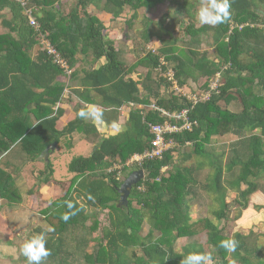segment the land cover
Returning <instances> with one entry per match:
<instances>
[{
	"label": "trees",
	"instance_id": "obj_1",
	"mask_svg": "<svg viewBox=\"0 0 264 264\" xmlns=\"http://www.w3.org/2000/svg\"><path fill=\"white\" fill-rule=\"evenodd\" d=\"M24 1L39 24L38 30L29 24L25 7L17 0H0V157L18 145L28 160L34 161L49 143H57L67 133L97 132L78 115L63 129H56L55 123L62 111L54 106L62 98L64 83L59 82L58 77L63 76V70L45 51L33 57L32 50L39 45L40 32L47 35L69 66L74 65L78 53L91 55L92 59H106L97 69H85L80 79L83 89L76 91L81 99L92 101L87 95L93 88L102 97L101 103L113 110L125 104L135 105L129 112L125 130L100 137L90 155H80L69 162L68 169L76 174L74 178L54 180L49 164L47 170L39 172L37 182L29 189L33 196L38 195L41 185L54 182L61 187V194L44 201L46 205L40 210L51 227L50 230L36 229L37 233L45 235L46 247L51 252L42 264H181L190 253L210 254V264H264V250L247 242L251 233H232L226 229L227 222L219 226L208 216L191 220L188 196L191 194L189 185L197 184L192 174L194 167L173 159L180 147L186 148L190 155L208 159L214 172L201 186L218 202L219 207L212 210L218 222L229 220L230 202L225 199L227 187L223 186L221 160L211 159L204 148L212 136L233 133L239 137L234 146L237 155L226 167L228 171L237 169L234 179L228 181L237 191L233 201L237 214L233 219L240 217L241 210L248 206V196L260 188L259 178L264 175V0H230V18L214 26L186 24L184 32L189 40L185 49L178 50L174 46L175 39H164L158 32L145 28L140 34L143 42L148 43L155 37L161 47L158 54L147 52L129 66L120 59L114 41L104 33L107 27L95 13L88 11L89 6L106 11L113 18L121 15L125 7L132 10L125 20L127 31L124 33L125 38L130 39L129 30L135 26L136 11L154 9L166 0ZM170 3L187 9L184 6L188 0H170ZM64 6L67 7L64 9ZM243 23L253 26L239 28ZM203 35H209L212 40V56L199 52ZM160 58L168 64H161ZM139 65L146 67L144 77L129 76ZM168 65L180 86L186 85L188 79L195 82L204 77L202 89H207L209 80L220 72L218 91L191 107L189 118L197 125L190 131L170 135L177 143L175 147L166 151L161 159L142 164L146 173L145 189H137L139 181L133 185L127 205H118V188L123 179L117 180L108 168L148 148L151 139L148 123L165 119L150 107L151 103L167 111L190 107L184 96L160 93L162 86H170L163 76ZM155 71L156 77L153 76ZM231 103L240 109H230ZM187 158L189 155L184 157ZM204 164L205 160H201L196 167ZM168 166H172V170L164 173L162 168ZM0 200L7 204L22 200L13 175L1 165ZM103 212L107 225L99 221V214ZM144 223L147 225L145 234ZM79 228L84 230L83 234L75 237L78 240L74 249L68 248L66 237L73 239L71 232ZM97 229L101 231L100 238L92 251H88L92 240L86 232ZM32 235L30 233L26 239ZM203 235L205 239L199 240ZM194 237L198 241L175 249L177 239ZM233 244L234 251L230 250ZM21 257L27 264L22 254Z\"/></svg>",
	"mask_w": 264,
	"mask_h": 264
},
{
	"label": "rangeland",
	"instance_id": "obj_2",
	"mask_svg": "<svg viewBox=\"0 0 264 264\" xmlns=\"http://www.w3.org/2000/svg\"><path fill=\"white\" fill-rule=\"evenodd\" d=\"M178 2H181V0H178ZM200 5L201 0H188V4H185L184 6L185 8L187 6V9H184L183 7H176V4L171 5L170 0H166L164 3L157 5L154 9L151 10L144 8L138 9L136 11L135 26L132 30H129V37H131V40L127 42L129 44H126V38L124 40L123 36H125L124 33L125 31H127L125 20L133 13V11L129 10L128 7H125V10L121 13V15L118 16L117 19L112 18V21H109V23H107L109 24L108 27L112 32L116 31V34L114 33L115 36L113 34L111 35L115 37L113 38L114 41L116 40L114 42V45L118 49L120 59L126 62V64L129 66L134 64L147 52H150L151 45H158V47H161L160 41L155 37H153L148 43L143 42V38L140 34L144 32L145 28L147 29V31L158 32L164 39H175L176 41L174 43V46L177 47L178 50L180 48L185 49L188 46L187 43L189 40V37L184 32L185 25L192 22L196 27L201 25L197 19V13ZM66 7L67 6H64V9ZM174 7H176V11H174ZM186 10H188V13H190L191 15H188V13L185 12ZM148 20H150V22H147ZM259 25L262 26V24ZM117 36L119 37V41L116 38ZM116 42L120 43L117 44ZM199 52L201 55H203L204 53H208L210 56L213 55V43L209 35L202 36L201 45L199 46ZM165 63L168 64L167 62ZM169 70H172L173 72L172 67L168 65L166 70L163 72V76L167 77V79L169 78L167 76V72ZM134 73V77L136 79H142L146 73V67L139 65L134 69ZM156 75L157 73L155 71L153 76L156 77ZM204 80V77L198 78V80L195 82L191 79H188L186 85H178V87L181 88V90L185 93H199L204 90L202 89ZM169 83V87L162 86L160 88L161 94L167 92L177 94L176 91L172 89L170 80ZM178 95H181V92H178ZM218 142L220 141L216 140V144L220 146L221 143ZM217 145H215V141L211 140L210 143L205 144L204 148L210 155L211 159L219 158V160H221L223 169V186L225 185L227 187V190L225 191V199L227 202H230V210L228 211L229 220H221L220 222L215 220L212 214V210L219 207L218 202L213 200L212 197L208 196L201 186L207 183L208 179L214 172V168L211 166V164L207 163L208 159H204L202 156H196L195 154L190 155L188 154V150H186V148L180 147L178 148V153H180V156L178 157L179 159H183L185 156L189 155V158L183 159L186 160L182 162L183 165L185 164L194 167L198 164L199 161L205 160V164L200 167L203 169L201 173L197 176H194L196 177L195 179L197 181V184L189 185V188L191 189V194L190 196H188L189 216L192 221L200 217L208 216L209 218L213 219V221L219 226H222L224 222H227L226 229H228V231L231 230L232 233L235 231H240L245 234L251 233L249 234L247 242H249L252 247L257 245L261 250H264V209H262L264 207V175L259 178L260 188L257 190V192L251 193L248 196L247 208L241 210V214L238 219H233L237 214V209L236 207H234L235 203L233 202L234 198L237 196V191L229 186L228 181L234 179V176L237 174V169L233 168L232 170L228 171L226 170V167L229 163V160H232L237 155V153L235 151H230L227 146L222 149ZM89 148V142L86 139L82 138L79 141H73L71 145L70 138L68 136H65L61 138L59 143L54 146L52 152L48 155L47 158H44L43 160H34L30 163L26 154L24 152H21L18 145H15L9 153L0 157V165L7 168L9 172L14 176L19 174V176L22 177L26 187L32 188L38 180L39 172L47 170L46 167L49 164L53 169L52 178L54 180L61 181L74 178L76 174L68 169V164L74 157L85 155L88 152ZM237 149L238 151H240L241 147L238 146ZM191 151L192 150L190 149L189 152L191 153ZM22 167L23 169L21 170ZM133 169L134 168H130L128 169V171H123V176ZM31 170H35L37 172L34 178L30 176ZM169 170H172V166L162 168V171H164V173H167ZM51 184L52 185L49 184L50 187H53V185L59 187L60 195L61 187L54 182H52ZM21 187L24 188L23 185H21ZM24 196L26 199L27 196ZM54 198H52V200ZM32 199L30 200L31 203L34 204L32 209L29 206L23 207V204L21 202L11 204L6 207L7 212H9L11 209L12 211H14L11 213V215H16V217L14 218L15 223H13L17 227V234L12 235L9 233L7 236V238L10 240L9 242L0 241V264H26L23 262L20 252L22 243L26 240L30 233L36 234V229L40 227L46 228L47 230L51 229V227L44 221V216L40 212V210L46 205V203H44V200L32 201ZM10 221L11 219L8 220V227L12 226V223H10ZM99 221L101 222V225H107L108 222L104 212L99 214ZM87 223H90V220H88ZM143 229V234H145L147 231V225L145 223ZM83 231L84 230L80 228L76 229L75 231L71 232L72 237H74L73 239H71L70 236L66 237L68 248H75L74 246L76 245V241L78 240L76 238L77 236L83 234ZM100 233V229H97L94 232L90 233L86 232L87 236L92 240V242H89L87 248L88 251H92L95 245L94 243L100 238ZM203 239H205L204 235L199 237V240L203 241ZM191 241L196 242L198 241V239H196V237L179 238L175 242V249H179L181 246ZM206 264H210V261H207Z\"/></svg>",
	"mask_w": 264,
	"mask_h": 264
},
{
	"label": "crops",
	"instance_id": "obj_3",
	"mask_svg": "<svg viewBox=\"0 0 264 264\" xmlns=\"http://www.w3.org/2000/svg\"><path fill=\"white\" fill-rule=\"evenodd\" d=\"M88 11L95 13L103 21V23L106 27L109 26V24H107V23H109V21H112L113 16L110 13H108L106 11H99L94 5H90L88 8ZM1 31H2V27L0 26V32ZM104 33L111 40H113V38H115L114 36L116 34V31L112 32L111 29L108 27L104 31ZM111 34H113L114 36H112ZM116 38H117V40L119 39L118 36ZM120 39H121V37H120ZM123 39L125 40V36H123ZM130 40L131 39H128V40L126 39L125 40L126 44H129L127 42ZM118 43H120V42H118ZM155 46H158V45H155ZM40 48H41L40 45L33 48V50H32L33 57H36V55L39 53V51H42ZM115 48L117 49L116 46H115ZM92 58L93 57H91V55L86 56L85 54L78 53L77 54V60L74 63V65L69 66V72L68 73L63 72V76L58 77V81L61 83H64V90H63L61 101L58 102L56 104V106H54V109L56 107H59V109H61V111H62L59 118L57 119V121L55 123V127L57 130L63 129L67 125L68 122L75 119V117L77 116V113L81 109H87L89 105H95L102 112V117L99 121L94 120L91 117L88 119H82L85 122L89 123L90 125H93L96 128L97 132H94V133L89 134V135H84V133H81L78 131H73L71 133H67L66 135L61 136L59 139V141H60L61 138L68 136L70 138L71 145H72L73 141L76 142V141L81 140L82 138L86 139L89 142L90 148H89L88 152L83 156L90 155L91 151L96 149L95 144L100 137H107L109 135H114V134H117V133L125 130L127 127L126 126V120L128 118L129 112H130L131 108L135 106L132 104H125V105L121 106L120 108L113 110V108L106 107L101 103L102 97L99 94H97L93 90V88L90 89V93H89V95H87V97H89V100L92 99V101H88V100H85L83 98L81 99L77 95L76 91L83 89V86H84V85H81L80 79L84 76L85 69H88V70L97 69L99 66L103 65L106 62V59L104 57H100L99 59H92ZM129 76L135 78L134 77L135 76L134 71ZM228 107L234 111H238L240 109V107L234 103L229 104ZM229 136H231V137H229ZM238 139H239V137L233 133H230V134L226 133L222 136L214 135L211 137V140L215 141V145H217L216 140H218V141H220L218 143L223 144V145L220 144V146L217 145L218 147H221L223 149L224 147L227 146V148H229L230 151H232V152H234V146L236 145V142L238 141ZM211 140H210V142H211ZM59 141L57 143H59ZM53 142H55V141H53ZM210 142H208V143H210ZM187 145H191V144L187 143ZM174 154H176V155H174ZM174 154H173L174 161H177V162L180 161L181 158L180 159L178 158L180 156L179 155L180 153H178V151H177V152H174ZM43 159H41V160H43ZM183 159H182V161H186ZM36 160H40V159H38V157H37ZM29 162L31 163L32 161L29 160ZM196 166L197 165H195L193 168V170H194L192 172L193 176L199 175L201 173V171L203 170L202 168H197ZM22 169H23V167L21 168V170ZM130 171H129V173H130ZM36 174H37V172L35 170L30 171V176L32 178H34L36 176ZM13 177H14L15 182L19 188V191L21 189V191H20V193L22 195L21 203L23 204V207L29 206L32 209V207L34 205L30 201L32 198H35V199H32V201L33 200L50 201V200H52V198L58 196L60 193V189L58 186L53 185V187H50V185H52V184H50V185H41V187L39 188L38 195L31 196L28 192L29 189H31V188L26 187L22 177L19 176V174L16 176L13 175ZM21 185H23L24 188H22ZM255 192H257V191H255ZM24 195L27 196L26 199H25ZM9 205H11V204H7L4 200H0V241H6V242L10 241L7 238L9 233L12 235L17 234L16 233L17 227L14 224L15 223L14 218L16 217V215H13V216L11 215V213L14 212L11 209L9 212H7L6 207ZM7 219L8 220L11 219V221H12V222L10 221V223H12L11 227H8V220Z\"/></svg>",
	"mask_w": 264,
	"mask_h": 264
},
{
	"label": "built area",
	"instance_id": "obj_4",
	"mask_svg": "<svg viewBox=\"0 0 264 264\" xmlns=\"http://www.w3.org/2000/svg\"><path fill=\"white\" fill-rule=\"evenodd\" d=\"M22 7L26 6V2L24 0H17ZM24 13L28 17L29 24L38 30L39 24L34 16L31 14V9H24ZM244 25L253 26V24L243 23L239 25L241 28ZM39 45L42 51L52 59V62L60 67L63 72H69V65L66 59L60 54V52L51 44L47 35L45 33H39ZM158 46L151 45L150 52L154 54H158ZM160 63L165 64L163 58H160ZM225 68V67H223ZM168 79L171 81V87L173 90L181 92V96H184L189 102L190 107L182 108L179 111H167L164 108L157 107L155 103H151L150 107L156 110L159 116L164 117L165 119L162 122H149L148 130L151 134L150 144L148 148H146L142 153H135L124 163L114 162L109 168L108 172L115 173V177L117 180L123 179V169L127 168H142V164L145 161L151 159H161L164 153L177 145V143L170 137V135L180 133L182 131H190L193 126L197 125L196 121H192L189 118V112L193 105L198 102L206 101L210 98L213 92L218 91V87L220 85L221 73L217 72L208 82L207 89L199 93L188 92L185 93L178 87L177 81L173 76L172 70L167 72ZM146 179V173H144L143 178L140 180L141 183L137 186L139 191H143L145 189L144 181Z\"/></svg>",
	"mask_w": 264,
	"mask_h": 264
},
{
	"label": "clouds",
	"instance_id": "obj_5",
	"mask_svg": "<svg viewBox=\"0 0 264 264\" xmlns=\"http://www.w3.org/2000/svg\"><path fill=\"white\" fill-rule=\"evenodd\" d=\"M230 7V0H201L197 19L202 25L214 26L223 23L230 18ZM77 115L82 119L91 117L99 121L102 117V112L95 105H89L87 109H81ZM64 219L67 220L68 217L65 216ZM46 244L47 241L43 233L33 234L22 243L20 252L26 258L27 264H42L50 256L51 252L46 247ZM230 250H235L234 244ZM210 260V254L190 253L182 259L181 264H206Z\"/></svg>",
	"mask_w": 264,
	"mask_h": 264
},
{
	"label": "water",
	"instance_id": "obj_6",
	"mask_svg": "<svg viewBox=\"0 0 264 264\" xmlns=\"http://www.w3.org/2000/svg\"><path fill=\"white\" fill-rule=\"evenodd\" d=\"M55 142L49 143L38 155V159L47 158L49 153L53 150ZM144 175V170L142 168L135 169L131 171L122 181L121 185L118 188L120 194L118 205H127L128 195L136 183H138Z\"/></svg>",
	"mask_w": 264,
	"mask_h": 264
}]
</instances>
